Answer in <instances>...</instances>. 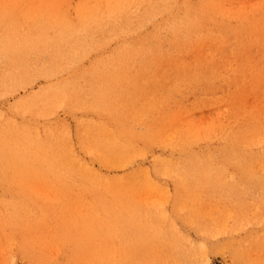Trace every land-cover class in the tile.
I'll return each mask as SVG.
<instances>
[{
	"label": "rangeland",
	"instance_id": "1",
	"mask_svg": "<svg viewBox=\"0 0 264 264\" xmlns=\"http://www.w3.org/2000/svg\"><path fill=\"white\" fill-rule=\"evenodd\" d=\"M20 1L21 0H0V128H1L0 136H12V134L15 135L17 132L19 133V136L20 135L32 136V134L37 133L40 138L41 137L47 138V140H45L44 142L46 146L44 149L45 152L43 153L44 157L46 156L45 159L47 163L38 164L36 166L30 163H29L30 165H25L20 163L11 164V163L0 162V176L2 177V178L0 177V182H2L0 184V195H1L0 200H4L6 202L9 200L17 199L19 201V205L22 206L21 207L22 211L25 214L33 215V217L25 216L23 218L15 219L12 216H8V214L6 215L4 212H0V264H148V263L149 264H180V263L181 264L183 263L184 264H264V169H247L246 172L241 171L245 169H238V168L221 169V170L203 169L202 173L201 170H199V172L201 173V174L199 173L201 175L200 176L199 174L196 173L198 171L197 169H193L195 171L194 173L192 169L185 171L186 169L183 168L178 169L176 167L173 170L171 169H164V170L162 169L163 171L160 170L161 172L164 173L163 174L159 172L157 168L154 169V165H152L156 157H162V158L172 157L175 160H179L181 158L180 151L178 150L174 151L173 147L170 146L169 142L167 143L164 142L165 140L168 139V138L164 139V137L148 139L147 136H143L145 137L144 139L145 142L144 141L133 142L130 140L133 137L131 138V136H128V139L125 140V142L121 140L122 143L121 142L118 143L117 142L118 138H117L116 141L117 149H119L120 152L122 153L124 152L125 154L128 155L127 167L129 169H131L132 167L131 169L132 170L131 176H133L131 178L132 183L130 182L131 184L125 193V195H127L128 197V198L125 197L127 201H125L126 199L124 198L123 200L125 202L124 204L123 202L117 203L118 208L123 206V208L121 209L122 211H124V217L125 216L126 217L123 218V220L121 219V221H119L120 219L119 217L117 220H115L116 219L115 218L114 222L116 223V225H118L117 226L118 229L116 228L115 231L112 229V232H110L111 231L110 230L108 231L107 234H105L106 232L104 233L102 231H99L100 228L98 227L96 228L95 212L98 206L96 205V201L93 202L95 199L94 197H92L91 193L90 192L87 194L85 193L86 189H84L85 187L82 186V183H80V181L82 182L83 177L81 175V171L78 172V170L81 169V167L82 168L86 167L95 172L97 170H100L104 174L106 173L108 175H114L117 172H118L117 174L122 175V173H124V170L123 167L120 166L118 161H116L115 159L105 160V158L103 159L101 157L100 153L102 152V155H106L108 154L106 153L108 152V150L106 149V151H102L103 149L102 148L101 151L99 152L101 147L98 146L97 148L96 146L98 144L97 142H99V138H100L99 136H96L98 139L95 136H93L94 137L93 139L90 138L92 136H84V134L87 133L88 135H90L92 133L91 132L92 128L89 129L90 127L97 125V122L99 120L108 119L107 115L105 117V114L100 112L99 108L96 106V103H98V98L101 97L105 99L106 96L105 92H107L108 94L106 96V99L110 98L109 95L113 93H118V94H122L123 96H126L128 94V91L126 90L125 86L122 85L124 84L123 82L130 78L136 79V77L134 76L126 77L123 82L113 84L112 82L114 80L118 81L119 77L116 76L112 77L110 75L102 76L98 74L93 66L95 61V54L91 52L90 54H88L87 56H85L80 60V66L84 68H90L91 71H85L83 73L71 76V78L74 77L73 82L71 84V86L73 87V92H72L73 96L71 101H67L68 104L67 106L59 105L52 109L51 108L46 109V107H42V106L29 107L30 103L32 102L30 100L34 99V97L38 99L40 95L45 91L42 90V88L48 86L50 84L51 79L43 75H36L33 78H31L30 81L28 82L26 81L22 84L19 83L18 74L20 69V61L23 59L26 60L27 56L32 54L29 52H23L21 55L19 48V40L22 41L23 39L26 38V37H21V35L27 36L31 33L30 26L33 22L32 20L35 19V13L30 12V8H31L30 5L32 1L23 0V3H21ZM72 1L75 2L76 0L75 1L72 0ZM192 1L194 2V4H197L199 8L201 0H192ZM217 1L221 2L220 3L221 5L224 4L226 5L227 13L217 16L218 18L216 17V14H211L212 12L210 13V21H207L208 23H210L211 26L210 32L207 31L205 28L206 31L205 40H208L210 42L209 44L210 47L205 46L206 50L203 48L204 54L212 55L215 51H217L215 50V46H213L214 42L212 41L221 40L220 38H225L227 39L226 42H228L229 44L228 46L225 47V49H220V50L218 49V51L216 52L217 54L219 55H224V53H227L229 55L233 54L234 57L236 58L249 57L250 60H252V62L254 63L255 68H258L260 65V60L262 58L264 59V34H263L264 23L263 25L260 23L261 24L260 25L258 24L257 21L255 23L254 19L256 17L261 18V15L258 11L260 10L259 8L264 10V6H263L264 0L263 1L262 0H217ZM254 1H257V3H255ZM249 4L250 5L253 4L258 7L255 8L256 6L254 7L253 5L249 6ZM240 7L242 8L246 7V9L250 10L248 11L249 15L244 14V12L241 14L237 13L241 17L243 16V14L246 15V18L250 20L249 22H246L248 21L246 18L237 17L239 18L237 19L235 17V13H234L235 9ZM255 11H257L258 14ZM159 17L160 15H157L154 18V20L156 18L159 19ZM211 18L212 20L214 19L215 21V22L213 21L214 23L212 22ZM215 18H217V20ZM21 24H25V26L22 27ZM249 24L250 26H252V30L251 27H249L250 30H247L248 29L247 26H249ZM154 25H155L154 23L148 22L147 24L141 27L138 26L133 28L132 30L133 32L130 34L131 35L130 39L136 37L137 35L150 36V34H147L148 32H152V33L155 32L160 36L164 48L166 49L170 47L174 48L173 40H172L173 37L172 27L162 28V26L159 25L154 26ZM259 26L261 27V30ZM221 28L224 29V30L222 29L223 33L220 32ZM238 30L241 33L238 32ZM254 30L258 31V32L256 31L257 34H255ZM183 31L186 34L189 33L193 34L187 29H184ZM253 31L254 33H252ZM184 33L182 32L181 35L183 36ZM236 34L238 35L236 36ZM127 38H129V36ZM238 41H241L242 43L246 44L245 48L242 47L244 54L238 53L236 47L234 46ZM115 44H116V39L110 38V42L108 45L110 47H113ZM181 55L183 54L180 53V56ZM66 76L69 77L67 73L64 76L63 74H60L58 77L52 76V81L62 78H67ZM198 78H200V75H198V73L195 75L194 78L192 77L191 73L187 72L186 70V75L182 79L180 75H177V71H176L171 76H168L166 79L165 77H163L162 81H156L153 83L150 81V83L146 85H138L137 82L133 80L132 87H134L135 90L136 101L133 105H131V107H129L128 105H124L121 106L118 110H115L112 108V105H110L109 103H104L103 106L106 107V111L110 115L116 117L115 122L119 123L120 127H124L125 125H127L129 127L128 129H130L131 127L132 129L131 131L133 132L135 131L139 134L140 133L143 134L144 132H147L152 126H154L155 124L154 122L162 114L168 113V111L174 112L181 105H186L185 110L188 111L185 112L187 116L186 118H182L183 116L178 115L179 117H177V122H176L178 125H186L187 122L191 119L193 121H209L212 115L211 113H213L214 111L209 104L210 94L207 92L208 86L204 78L201 79ZM126 86L129 87L128 85ZM148 94L150 95V98L152 100L151 103L150 100H148V96H149ZM143 95L146 96V100L142 97ZM140 98H142V102L140 101ZM251 100L257 101L254 95L251 96ZM232 104L233 103L231 102L227 108L228 109L231 108L230 105ZM109 107L111 108V110L109 109ZM82 109L86 111L84 110L82 111ZM88 109L91 110V113ZM95 111L98 114H96ZM99 115H101V117ZM151 117H153V120L151 119ZM181 119L183 121H181ZM93 120H97V121L94 122ZM33 122L34 124H32ZM148 122L150 123L152 122L151 125ZM49 123L52 124V127L49 125ZM45 126L46 127L48 126L52 130V134H47V130ZM68 127L70 129H68ZM147 127L148 129H146ZM54 130L56 131L55 133H53ZM67 130L68 131L70 130V132L68 133ZM136 130H138L139 132ZM44 133L47 136L44 135ZM56 137H58L59 140H57ZM54 138L56 139V141ZM50 139L51 141H49ZM87 140L89 141L88 143L90 145L86 144ZM94 140L97 142H95ZM178 141H181V139H178ZM83 142L86 147L84 146ZM93 143H95V145ZM133 144L135 146H132ZM54 146H56V148ZM123 148L126 150V152ZM54 149L55 150L57 149L56 152ZM129 149L132 151H130ZM52 151L55 153H53ZM50 152H51V157L49 156ZM95 152L97 155H95ZM30 155L34 156L33 154ZM62 155L63 156L66 155L65 158H63ZM98 155H100L101 161L99 158H97L99 157ZM177 156L179 157V159H176L178 158ZM68 160L70 163L71 162L72 163L70 164L68 162H65ZM51 161L52 164H50ZM43 162L45 163V161ZM56 163L62 168L56 165ZM104 163L106 166L104 165ZM38 166L40 168H37ZM149 166L151 167V169H149ZM50 167H51V171H50ZM44 168H47L49 171ZM137 168H139L141 171ZM19 170H22V172ZM29 170H31V172ZM138 170L142 173H140ZM180 170H182L183 172L180 173ZM205 170L207 171L209 170L210 173H212V175L210 176L209 172H206ZM136 171L138 175L133 173ZM171 173L173 175H171ZM205 174L208 175L206 176ZM238 174L241 175L238 176ZM187 175L190 178L194 176L192 178L194 180L192 181ZM214 175L216 176L215 177L216 179L214 178ZM184 176L187 177L188 179L186 178L187 179L186 180ZM195 176H197L200 180L198 181V178L197 177L195 178ZM219 177L221 180L219 179ZM37 179L40 181V183L38 182ZM145 179L147 181H145ZM210 179L212 181V184L214 185L216 184L215 186H213V188L214 187L216 188V189L214 188V190L211 187L212 184H210L211 183V181H209ZM30 180H32V182H30ZM202 180L203 181L205 180L204 182L205 184L203 183ZM227 180H229L231 183H229V181ZM181 181L182 183L180 184L179 182ZM213 181L216 182L214 183ZM199 182L201 184L203 183L202 184L203 186ZM206 183L207 186L209 184L211 185V186L209 185L210 188H207ZM76 184L79 186H76ZM133 184H135L136 187H134ZM190 184H192L193 187L190 186ZM199 184L201 185V187ZM228 184L229 185L233 184V185L229 186ZM78 187L80 188L82 187V188L80 189ZM195 187H197L196 189L199 188L198 189L199 191L193 189ZM232 187H235L236 190L234 191L235 188L233 189ZM19 188H24V189H22L21 191V189ZM189 188L190 190H188ZM209 189L211 191H209ZM230 189L233 191L232 192L233 194L231 193ZM25 191H27L28 193L25 194ZM128 191H130V193H128ZM229 191L230 193L228 194ZM238 192L240 193V195ZM31 193L33 195H31ZM218 194H220L219 196L221 197H219ZM148 195L149 196L151 195L152 197L151 196L149 197ZM195 195H197V197L199 198H197ZM236 195L240 196V198L238 197L237 199L235 197ZM129 196L131 198H129ZM192 196H195L196 198L194 197L192 198ZM228 196L231 197V199ZM74 198H76L77 200L76 204L78 205V208L81 207L80 209L83 212L77 207H75L77 205L75 204V200H73ZM141 199L143 201H141ZM223 199H225V201ZM242 199L244 200L245 203L242 201ZM73 201L75 205L72 204ZM241 201L243 203H241ZM134 206H136L135 209H133ZM128 208L131 210L128 211ZM60 209L61 211L63 210V212H65L67 216L65 213L61 212ZM73 209L75 212L73 211ZM83 209H85L86 211ZM89 209L92 212V214L90 211H88ZM76 210L77 211L80 210L84 214L82 215L84 216L85 220L82 217L81 212L78 211L80 212L78 213ZM93 210H95V212H93ZM134 210H137L138 212L141 213H136L137 211L135 212ZM215 210H217L218 212ZM4 211H10V208L6 207L4 208ZM144 211L145 213H143ZM41 212L43 214H41ZM57 212H59L60 213L59 216L62 217L60 218L58 216L57 219L58 220L60 219L59 221L52 220L51 217L56 216ZM129 213H130L129 218L131 219L132 217L133 222L128 218ZM204 213L206 215H203ZM235 213L237 217L235 216ZM240 213L241 216L239 215ZM216 215H217V219L219 218L218 220H216L215 218ZM70 216L72 217V219L74 218L76 222L73 221L74 219L72 220ZM205 217L208 219H206ZM78 218L80 219L79 221ZM92 218H94V221L92 220ZM65 219L68 223L65 222ZM81 219L88 223L89 221H91L93 224L90 222V225L88 226L87 224H85V222H82ZM125 219H127L128 221ZM212 219H214L213 222L215 224L213 222H211L213 224H210V220L212 221ZM153 220L156 223H154ZM56 221L57 223L58 222L59 223L55 224ZM80 221L82 223H79ZM159 222H161L163 226L165 225L164 226L165 228H163L162 224ZM83 223L87 225L89 228L92 225L91 229L93 230L90 229L89 231L88 228L84 229L85 226ZM131 223L132 225H130ZM197 223L206 226V227L203 226L204 227L203 230L205 231H202L201 228L203 227L201 225L200 227L199 225H197ZM128 224H129V229L127 228ZM147 224L148 225L150 224L149 227ZM152 225L153 228L155 229L156 227L157 230L156 229L153 230ZM170 225L171 226L174 225V226L171 227ZM144 226H146V228ZM124 227L126 228L124 229ZM135 227L137 228V230H135L136 229ZM147 227L149 228L150 231L147 230ZM119 228L120 229L123 228L122 232L120 231ZM162 228L165 232L162 230ZM170 228L172 231L170 230ZM160 229L162 232L159 231ZM94 230L102 233L98 232L99 234H97V232L96 231L94 232ZM117 230L119 231L116 232ZM129 230H134V232ZM174 230H176L177 232L176 231L174 232ZM135 231H136V235L134 234ZM128 232L131 235H133L134 238H132V236ZM142 232L144 234L145 239L144 237H142L143 236L141 234ZM157 232L159 233L158 236H157L158 234ZM162 233H165L166 235ZM206 233L207 235H205ZM126 234H129L131 237L127 236ZM169 234H172L173 238L176 236L174 240L176 241L178 240L179 242L174 241L171 235ZM162 235L163 236L165 235V237H163ZM192 235L195 237H193ZM152 236L153 237L156 236V237L152 238ZM169 236L171 239H169ZM138 237L141 240L142 244L140 240L139 241L136 240V238L138 239ZM166 237L168 240L163 239ZM132 239L135 244L132 243ZM161 239L164 241V243ZM158 241L160 242L162 241V243H159ZM177 243L179 246H177ZM186 243L189 246L185 245ZM174 244L179 248H177ZM180 246L182 249H180ZM177 249H179L181 253L185 254L183 255V259L179 257L180 255L179 252H177L178 251ZM154 252H156L157 254H154ZM187 253L190 255L187 256L186 255ZM154 255L157 257H154ZM151 256H153V259L155 258L154 261L156 260L155 261L156 263H154V261H151L153 259L151 260L148 259L149 257L152 258ZM253 258L255 261L253 260Z\"/></svg>",
	"mask_w": 264,
	"mask_h": 264
},
{
	"label": "bare ground",
	"instance_id": "2",
	"mask_svg": "<svg viewBox=\"0 0 264 264\" xmlns=\"http://www.w3.org/2000/svg\"><path fill=\"white\" fill-rule=\"evenodd\" d=\"M31 1L32 2L30 5V7H31L30 12L35 13V19L32 20L33 22L30 26L31 33L27 36L21 35V37H26V38L23 39L22 41L19 40V48H20L21 55L23 52H29L32 54L28 55L26 60L23 59L20 61L18 80H19V83L22 84L26 81L27 82L30 81V79L36 75H43V76L50 78L51 81H50V84L48 86L42 88V90H45V91L40 95V97L38 99H36L34 97L35 100L34 99L30 100L32 102L30 103L29 107L42 106V107H46V109H49V108L52 109V108L57 107L59 105H61V106L66 105L67 106L68 105L67 101H71L72 96H73L72 95L73 87L71 86V84L73 82L74 77L71 78V76L83 73L85 71H91L90 68H84V67L80 66V60L82 58H84L85 56H87L88 54H90L91 52H93L95 54V61H94L93 66H94L95 71L98 74H100L102 76L110 75L112 77L113 76L119 77L118 81L114 80L112 82L113 84L123 82L126 77H132V76L136 77V79L130 78V79H127L126 81L123 82L124 84H122V85H124L126 90L128 91V94L126 96H123L122 94H118V93H113V94L109 95L110 98L106 99V96L108 94H107V92H105V95H106L105 99H103L101 97L98 98V103H96V106L99 108L100 112L105 114V117L107 115L108 119L99 120L97 122V125L90 127L89 129L92 128L91 129L92 133L90 135H88L84 131L86 133V134H84V136H92L90 138H93V139H94L93 136H95V137L99 136L100 137L99 142L94 140L95 142H97L99 144V145L98 144L96 145L97 148H98V146L101 147L99 152L101 151L102 148H103L102 151H106V149L108 150V152H106L108 154H106V155H102V152H101L100 153L101 157L103 159L105 158V160L106 159H109V160L115 159L116 161H118L120 166L123 167V170H124V173H122V175L117 174L118 172L114 175H108L106 173L104 174L100 170H97L95 172V171H92L91 169H88L86 167H84V168L81 167V169L78 170V172L81 171V175L83 177L82 182L80 181V183H82V186L85 187L84 188V189H86L85 193L87 194L90 192L92 197H94V199H95V200L93 199L94 200L93 202L96 201V205L98 206L96 212H95V210H93V212H95V214H96L95 215L96 228L97 227L100 228L99 231H102L104 233L106 232L105 234H107L108 231H110V230H111L110 232H112V229L115 231V229L117 228L118 225H116V223L114 221L117 220L118 217L120 218L119 221H121V219L123 220V218L126 217V216L124 217V211H122L121 208H123L122 205L125 203L123 201L124 198L127 197V195H125V193H126L128 187L130 186V184L132 183L131 182V178L133 177V176H131L132 175V170H131L132 167H131V169H129L127 167L128 166L127 165L128 164V162H127L128 161V155L125 154L124 152L123 153L120 152V150L117 149L116 144H117V142L118 143L121 142V140H123L125 142V140L128 139V136H131V138L133 137L132 139L129 138L133 142L144 141L145 137H143V136H147L148 139L160 138V137H164V139L168 138L164 142L165 143L169 142L170 146L173 147L174 151L175 150L180 151L181 158L179 159L178 156H177L178 158H176L179 160H175L172 157L171 158L156 157L154 162L152 163V165H154V169L157 168V170L159 172H161L160 170H162V169L163 170L164 169L173 170L176 167L178 169H181V168L186 169L185 171L190 170V169H192V171H194L193 169H197L198 170L196 172L197 174L200 173L199 170H201V173H202L203 169L221 170V169L238 168V169H245V170H241V171H245V172L247 169H264V59L262 58L260 60L259 67L255 68L254 63L252 62V60H250L249 57H246V58L239 57L240 58L239 59V58L234 57L233 54L232 55H229L227 53H224V55L217 54L216 52L218 51V49L219 50L225 49V47L228 46L229 43L226 42L227 39H225V38H220L221 40L212 41V42H214L213 46H215V50H217L212 55H210V54L205 55L203 52V48L206 50L205 46L210 47V45H209L210 42L208 40H205V38H206L205 37L206 36L205 35L206 34L205 28L207 31L210 32V27H211L210 23L207 22V21H210V13L212 12L211 14H216V17L227 13V7L225 4H224L225 6L221 5L220 4L221 2H219L217 0H201L199 8H198V5L194 4V2L192 0H76V1L74 0L75 2H73L72 0H31ZM20 2L23 3V0H21ZM254 2L257 3V1H254ZM262 4H263V2H262ZM251 5H253V4H251ZM251 5L249 4V6H251ZM254 6H256V5H253V7ZM257 7L258 6H256L255 8H257ZM240 8H242V7H240ZM240 8L235 9L234 13H235L236 18L241 17L239 14H241L243 12H244V14L249 15L248 11H250V10L246 9V7L245 8L243 7L242 9H240ZM259 9L260 10L258 12L260 13L261 18L256 17L254 19V21H255V23L257 21L258 24L261 23L263 25V23H264V10H262L261 8H259ZM245 12H247V13H245ZM255 12L258 14L257 11H255ZM231 13H232V11H231ZM237 13H239V14H237ZM244 14L241 18H246V15H244ZM157 15H160L159 19L156 18L158 20H156V19L154 20V18ZM233 16H234V14H233ZM252 17H254V16H252ZM217 18H215V19L217 20ZM237 19H239V18H237ZM211 20H212V18H211ZM213 21H214V19L212 20V22ZM241 21H244V20H241ZM249 21L250 20H248L246 22H249ZM148 22L154 23L155 24L154 26H156V25L162 26V28L163 27H172V29H173L172 40H173L174 48H171V47L168 49L164 48L160 36L158 34H156L155 32L154 33L148 32L147 34H150V36L149 35H146V36L145 35H137L136 37L130 39L131 38L130 34L133 32L132 31L133 28L138 27V26L141 27V26L147 24ZM251 22H253V21H251ZM251 25H253V24H251ZM21 26L23 27V26H25V24H21ZM235 26H237V25H235ZM240 26H241V24H240ZM247 27H248L247 30H250L249 27H251V30H252V26H250V24ZM259 28L261 30L260 26H259ZM184 29H187L188 31H190L193 34L184 33V31H183ZM222 29L223 28L220 29L221 30L220 32L223 33L224 29L223 30ZM253 29H255V28H253ZM233 30H234V28H233ZM242 31H243V29H242ZM254 31L252 33H254ZM256 31H255V34H257V32H258V31L257 32ZM182 32L185 35L183 34V36H182L181 35ZM238 32H240V31L238 30ZM224 33H226V32H224ZM263 34H262V36H263ZM237 35L238 34H236V36ZM128 36H129V38H127ZM110 38L116 39V44L113 47H110L108 45L110 42ZM243 39H244V37H243ZM234 46L236 47V50L238 53L244 54L242 47L243 48L246 47L245 43L238 41ZM180 53L183 55L180 56ZM238 56H240V55H238ZM186 70H187V72L191 73L192 77L195 78V75L198 73V75H200V78H198V79L204 78L206 80V83L208 86L207 87L208 91L207 90L206 91L210 94V99H209L210 103L209 104H210V107L214 111L213 113H211L212 115H211V118L209 121H193L191 119L187 122L186 125H178L176 123L177 117H179L181 115V116H183L182 118H186L187 116H186L185 112L188 111V110H185L186 105H181L178 107V109L176 111H174L176 113L168 111V113L162 114L156 121L154 120L155 121L154 126H152V127L150 126L151 128L147 132H144L143 134H141V133L139 134L135 131L134 132L131 131L132 130L131 127H130V129H128L129 127L127 125H125L124 127H120V124L115 122L116 117H113L112 115H110L106 111V107L103 106L104 103H109L110 105H112V108L115 110H118L121 106H124V105H128L129 107H131V105H133L136 101L135 90H134V87H132L133 86L132 85L133 80H135L138 85H146V84H149L150 81L152 83L156 82V81H162L163 77H165V79H166L168 76H171L176 71H177V75H180V77L182 79L186 75ZM66 73L69 75V77L66 76L67 78H62V79L52 81V76L58 77L60 74H63V76H64ZM125 84L128 85L129 87H127ZM110 92H112V91H110ZM145 95H147V94H145ZM145 95H143L142 97L146 100ZM252 95H254L256 97L257 101L251 100ZM148 100H150V103L152 102L150 95L148 96ZM140 101L142 102V98H140ZM231 102L233 104L230 105L231 108L228 109L227 107L229 106V104ZM25 103H27V102H25ZM69 106H70V104H69ZM70 108H68V109H70ZM109 109L111 110L110 107H109ZM83 110L84 109H82V111ZM84 111H86V110H84ZM89 111L91 113V110H89ZM95 112H94V114H95ZM106 113H108V114H106ZM96 114H98V113L96 112ZM90 116H92V115H90ZM99 116L101 117V115H99ZM86 117H88V116H86ZM151 119L153 120V117H151ZM203 119H204V117H203ZM58 120H61V119H58ZM93 121L95 122L97 120H93ZM181 121H183V120L181 119ZM146 122H147V120H146ZM39 123H40V121H39ZM39 123H37V124H39ZM148 123H150V122H148ZM151 123H150V125H151ZM32 124H34V122ZM49 125L52 127L51 123H49ZM68 129H70V128L68 127ZM146 129H148V127ZM25 130H27V129H25ZM46 130H47V134H52V130L48 126L46 127ZM139 130H140V128H139ZM81 131H82V129H81ZM136 131H138V130H136ZM141 131H144V130H141ZM55 132L56 131L54 130L53 133H55ZM69 132H70V130L68 131V133ZM78 133H80V132H78ZM57 134H60V133H57ZM44 135H46V134L44 133ZM56 138H57V140H59L58 137H56ZM117 138H118V141H117ZM178 139H181V141H178ZM45 140H47V138H42V137L40 138L37 133L32 134V136H21V135L19 136V133L16 132V134L15 135L12 134V136H0V162L1 163H11V164H19L20 163V164H25V165L32 164V165H36V166L38 164H46L47 163L46 159H45L46 156L44 157V154H43L45 152L44 149L46 146L44 144ZM157 140H159V139H157ZM49 141H51V139ZM55 141H56V139H55ZM88 142L89 141L87 140L86 144L90 145ZM83 144H84V142H83ZM93 144L95 145V143H93ZM84 146H85V144H84ZM132 146H135V145L133 144ZM54 147L56 148V146H54ZM56 150H55V152H56ZM130 151H132V150H130ZM55 152H53V153H55ZM125 152H126V150H125ZM62 153H63V151H62ZM30 154H33L34 156H31ZM161 154H162V152H161ZM95 155H97L96 152H95ZM100 155H98L99 157H97V158L100 159L101 158ZM49 156L51 157V152H50ZM65 156H63V158H65ZM40 159H41V161H40ZM143 160H142V162H143ZM43 161H45V163ZM100 161H101V159H100ZM65 162L70 163L69 160L65 161ZM50 164H52V161ZM56 165H58V164L56 163ZM56 165H55V167H56ZM88 165H89V163H88ZM104 165H105V163H104ZM147 165H150V164H147ZM39 166L37 168H40ZM59 167H61V166H59ZM26 168H27V166H26ZM41 168H42V166H41ZM139 168H137V169H139ZM9 169H10V167H9ZM44 169L48 170L47 168H44ZM149 169H151L150 166H149ZM42 170H43V168H42ZM54 170H56V169H54ZM19 171L22 172V170H19ZM29 171L31 172V170H29ZM50 171H51V167H50ZM185 171H184V173H185ZM205 171L209 172L210 176L212 175V173H210L209 170L208 171L205 170ZM56 172H58V171H56ZM181 172H183V171L180 170V173ZM133 173L138 175L137 171L133 172ZM140 173H142V172H140ZM161 173H163V172H161ZM165 173H166V171H165ZM194 173H195V171H194ZM232 173H234V172H232ZM171 175H173V174L171 173ZM233 175H235V174H233ZM239 175H241V174H238V176ZM14 176H15V174H14ZM60 176H62V175H60ZM74 176H76V175H74ZM139 176H141V175H139ZM193 177L194 176H192V178ZM196 177L197 176H195V178ZM215 177L216 176L214 175V178ZM186 178L187 177H185V179ZM192 178H190V179L193 181L194 179H192ZM219 179H220V177H219ZM68 180H69V178H68ZM177 180H179V179H177ZM199 180L200 179L198 178V181ZM206 180H208V179H206ZM137 181H139V180H137ZM145 181H147V180L145 179ZM198 181H197V183H198ZM209 181H211V179ZM227 181H229V180H227ZM30 182H32V180H30ZM38 182L40 183L39 180H38ZM69 182H70V180H69ZM204 182H205V180L203 181V183ZM1 183L2 182H0V184ZM78 183H79V181H78ZM138 183H140V182H138ZM179 183L181 184L182 181ZM229 183H231V182L229 181ZM210 184H212V181ZM74 185H75V183H74ZM201 185H200V187H201ZM209 185L207 186V183H206L207 188H210ZM215 185L212 184V186L211 185L210 186L213 188V186H215ZM76 186H79V185L76 184ZM133 186L136 187L135 184H133ZM190 186H192V184H190ZM29 187H30V185H29ZM78 188H80V187H78ZM196 188L197 187H195L193 189H196ZM214 188H213V190H214ZM232 188L234 189L235 187H232ZM19 189H21V191H22V189H24V188H19ZM193 189H192V191H193ZM198 189H196V190H198ZM25 190H28V189H25ZM188 190H190V188ZM235 190H236V188L234 189V191ZM1 191H3V190H1ZM209 191H211V190L209 189ZM230 191H231V193L233 192L231 189H230ZM230 191L228 192V194L230 193ZM242 192H244V191H242ZM27 193L28 192L25 191V194H27ZM128 193H130V191H128ZM132 193H133V191H132ZM222 193H223V191H222ZM238 193H237V195H238ZM190 194H191V191H190ZM195 194H196V192H195ZM31 195H33V194L31 193ZM45 195H46V193H45ZM219 195L220 194H218V196ZM237 195L235 197L237 199H238V197L240 198V196H237ZM239 195H240V193H239ZM195 196L197 197V195H195ZM195 196H192V198L193 197L196 198ZM50 197H51V195H50ZM75 197H77V196H75ZM219 197H221V196H219ZM46 198H47V196H46ZM129 198H131V197L129 196ZM141 198H142V196H141ZM197 198H199V197H197ZM229 198L231 199V197H229ZM73 200H75V204H76V202H77L76 198H74ZM223 200L225 201V199H223ZM83 201H85V200H83ZM125 201H127V199ZM141 201H143V200L141 199ZM242 201L244 202L243 199H242ZM242 201H241V203H243ZM86 202H88V201H86ZM118 202H123V204L121 205L122 207H120V206H119L120 208L117 207ZM72 204H74V201L72 202ZM74 205H73V207H74ZM5 206L10 208V211H4V208H6ZM21 207L22 206L19 205V201L17 199L9 200L6 202L4 200H0V212H4L6 215L8 214V216H12L15 219L23 218L25 216L33 217L32 214H25L22 211ZM75 207L78 208V205ZM135 207L136 206H134V208L133 207L132 208L135 209ZM80 208H78V209H80ZM74 209H73V211H74ZM85 209H83V210H85ZM70 210H72V209H70ZM80 210H78V211H80ZM125 210H127V209H125ZM129 210H131V209L128 208V211ZM137 210H134V211L136 212ZM217 210H215V211H217ZM60 211H61V209H60ZM69 211H68V213H69ZM88 211H90V209ZM61 212H63V210ZM80 212H78V213H80ZM82 212H81V215L83 214ZM63 213H65V212H63ZM136 213H141V212L137 211ZM143 213H145V211ZM41 214H43V213L41 212ZM91 214H92V212H91ZM59 215H60V213L57 212L56 216L51 217L52 220L59 221L60 219L59 220L57 219ZM81 215H80V217H81ZM83 215H82V217L84 218ZM125 215H126V213H125ZM203 215H206V214L204 213ZM239 215L241 216V213ZM66 216H67V214H66ZM71 216H70V218L72 219ZM85 216H86V213H85ZM214 216H215V214H214ZM225 216H227V215H225ZM235 216H236V213H235ZM235 216H234V218H235ZM129 217H130V213H129L128 218ZM152 217H153V215H152ZM38 218H40V217H38ZM211 218H212V216H211ZM215 218H216V220L219 219V218L217 219V215ZM162 219H163V217H162ZM206 219H208V218H206ZM226 219H228V218H226ZM232 219H233V217H232ZM79 220L80 219L78 218V221ZM84 220H85V218H84ZM89 220H91V219H89ZM92 220L94 221V218H92ZM125 220H127V219H125ZM130 220H132V222H133L132 217ZM213 220L214 219H212V221L210 220V224L214 223ZM57 221L55 224L59 223V222L57 223ZM73 221H75V219ZM81 221L85 222V224H87L88 226L90 225V222H91V221H89V223H88L86 221H83L82 219H81ZM81 221L79 223H82ZM138 221H140V220H138ZM165 221H167V220H165ZM65 222H67L66 219H65ZM211 222H213V223H211ZM154 223H156V222L154 221ZM159 223H161V222H159ZM163 223H166V222H163ZM172 223H171V225H172ZM200 223H197V225H199V226L201 225L203 227L204 225H202ZM216 223H217V221H216ZM73 224H74V222H73ZM85 224H84V226H85L84 229L88 228L90 231L92 225L89 228ZM158 224H157V226H158ZM122 225H120V226H122ZM130 225H132V223ZM134 225H137V224H134ZM142 225H141V227H142ZM149 225H148V227H149ZM164 226L162 224L163 228H165ZM173 226H171V227H173ZM199 226H197V227H199ZM213 226H215V225H213ZM141 227H139V228H141ZM144 227L146 228V226H144ZM148 227H147V230H149ZM204 227H206V226H204ZM204 227L201 228L202 231H205V230H203ZM74 228H75V226H74ZM125 228L126 227H124V229ZM127 228L129 229V224H128ZM152 228H153V225H152ZM163 228H162V230H163ZM210 228H212V227H210ZM155 229H156V227H155ZM155 229L153 228V230H155ZM91 230H93V229H91ZM96 230H94V232ZM122 230H123V228L120 229L121 232H122ZM135 230H137V228ZM170 230H171V228H170ZM99 231H96L97 234L102 233ZM118 231L119 230H117L116 232H118ZM129 231L134 232V230H129ZM159 231H161V229ZM175 231L176 230H174V232ZM208 231H210V230H208ZM113 233H115V232H113ZM129 234H126V235L130 236L131 234L130 235ZM134 234L136 235V231ZM141 234L143 235V236L142 235L141 236L144 237L143 232ZM149 234H150V232H149ZM162 234H165V233H162ZM174 234H176V233H174ZM197 234H199V233H197ZM158 235H159V233L157 234V236ZM165 235L164 236L162 235V236L165 237ZM169 235H171V237L173 236L172 234H169ZM190 235H191V233H190ZM205 235H207V233ZM131 236H132V238H134L133 235H131ZM154 237H156V236H154ZM154 237L152 236V238H154ZM193 237H195V236H193ZM206 237H208V236H206ZM175 238H176V236L173 238V240ZM197 238H198V236H197ZM144 239H145V237H144ZM163 239L166 240L167 237L163 238ZM169 239H171L170 236H169ZM136 240L139 241L140 240L139 237H138V239L136 238ZM173 240H171V241H173ZM162 241L161 242L158 241V242L162 243ZM174 241H176V240H174ZM140 242H141V240H140ZM176 242H179V241L177 240ZM132 243L135 244L133 239H132ZM163 243H164V241H163ZM141 244H142V242H141ZM185 245H188V244L186 243ZM177 246H179L178 243H177ZM171 247H174V246H171ZM177 248H179V247H177ZM180 249H182L181 246H180ZM187 249H189V248H187ZM177 250H178L177 252H179L180 256L178 254L177 255L183 259V255H185V254L181 253L179 251V249H177ZM188 251H190V250H188ZM154 254H157V253L154 252ZM174 254H175V252H174ZM186 255L188 256L190 254L187 253ZM148 256H150V255H148ZM191 256H192V254H191ZM151 257L152 258L149 257L148 259L149 260L153 259V256H151ZM154 257H157V256L154 255ZM250 257H251V255H250ZM154 259L151 261H154ZM182 259H181V261H182ZM253 260H254V258H253ZM155 261H154V263H156ZM137 263H138V261H137Z\"/></svg>",
	"mask_w": 264,
	"mask_h": 264
}]
</instances>
